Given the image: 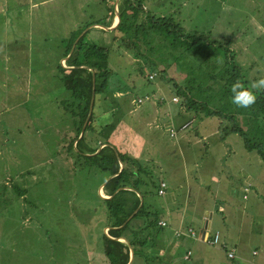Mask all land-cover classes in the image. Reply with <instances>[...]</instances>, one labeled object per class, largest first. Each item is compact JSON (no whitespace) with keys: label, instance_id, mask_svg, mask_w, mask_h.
Segmentation results:
<instances>
[{"label":"rangeland","instance_id":"374dc122","mask_svg":"<svg viewBox=\"0 0 264 264\" xmlns=\"http://www.w3.org/2000/svg\"><path fill=\"white\" fill-rule=\"evenodd\" d=\"M222 1L175 0L165 7L166 11L161 10L156 15L175 17L187 32L210 35L226 43L229 41V48L250 82L264 75V32L255 26L257 19L264 17V0ZM60 6L57 11L47 9L46 25L31 28L34 32L32 43L26 42L29 25L20 28L11 17L12 12H0V264L107 263L98 244L101 234L108 233L105 207L99 197H108L103 186L109 176L83 161L85 157L78 155L74 146L69 148L77 132L71 127V115L63 110V106L71 101L57 67L61 64L66 74L73 72L74 68L68 67L66 62L68 56H63L66 39L79 27H83L81 33H85L83 37L89 42L94 40V33L104 34L102 27L93 28V22L103 25V16L108 13L110 5L103 0H65ZM235 6L240 10L233 8ZM18 30L22 33L20 37L16 34ZM41 32L46 33L47 39L37 42ZM224 35L225 38H220ZM98 40L104 46L112 44L109 37L102 36ZM118 52L112 51L108 57L107 66L112 75L106 91L108 100H103L104 111L95 124L96 135L92 128H82L78 139L82 137L81 141L89 145L99 137L103 143L100 148L106 142L121 154L132 157L134 150H139L138 157L134 158L140 161L143 169H148L150 177L147 178L152 179L154 186L161 180L163 171H167L177 193L175 200H170L172 207L180 206V213L185 209L193 211L186 227L180 229L185 234L187 227L197 231L201 226L198 205L207 209V205L214 202L212 196L202 198L200 192L207 193L205 187L210 185L208 194L213 195L217 183L222 182L218 179H221L227 184L229 193L234 191L238 195L241 189L235 185V178L240 170L235 172L237 161L233 159L255 155L250 160L252 166H248L249 169L256 168V191L249 197V208L244 213L241 211L242 215L235 213L237 222L231 220L233 229L227 233L219 217L217 226L212 221L210 227V233L218 229L228 241L234 237L243 238L251 249L264 237V200L260 199L264 197L263 162L255 153L243 149L241 137L229 135V123L220 119L205 117L197 121L196 125L186 128L188 132L183 139L171 135V128L166 125L163 115L173 113L181 104L171 81L174 79L183 84V69L174 60V56H180V50L169 51L162 45V49L148 53L151 58H156L154 72H150L145 61L133 57L131 52L125 49ZM203 59L185 53L183 63L188 69L201 64L210 74L219 70V59ZM89 74L90 70H87L86 75ZM146 76H152V79L148 81ZM96 111L97 106L93 112ZM105 123L109 125L106 127ZM222 135H229L226 146L237 149L231 161L226 156L222 158L224 146L219 143ZM205 147L212 149L213 155L209 156L205 151L201 155ZM200 157L204 160L201 161ZM229 162L231 166H228ZM159 169H162L161 173ZM27 171L29 173L25 174ZM22 174L24 182L20 180ZM162 180L165 179L162 177ZM203 182L207 186H203ZM249 184L247 181L244 191H249ZM13 185L25 188V195L16 197ZM151 198L160 205V197ZM188 198L191 199L189 203ZM218 215L216 211L215 216ZM143 221L132 222L138 232L145 225ZM161 224L162 221H158V225ZM161 233L157 236L159 239H162ZM141 234L138 233L139 238ZM262 241L264 243V239ZM196 243L190 241L189 244L190 260L197 261L196 264H209L210 261L227 264L233 260L227 256L231 250L222 248L221 241L214 246L200 243L199 249ZM148 248H152L150 244ZM178 248L175 243L171 250L159 248L157 243L155 248L144 252L145 256H136L134 264L177 262V257L172 258V252ZM185 251L186 248L180 247L178 252L183 264H187L182 259ZM132 258L131 253L129 261Z\"/></svg>","mask_w":264,"mask_h":264},{"label":"trees","instance_id":"16d2710c","mask_svg":"<svg viewBox=\"0 0 264 264\" xmlns=\"http://www.w3.org/2000/svg\"><path fill=\"white\" fill-rule=\"evenodd\" d=\"M103 2L110 5V19L114 14L118 16L112 44L104 46L99 41L89 42L83 37L85 33H81L83 27H79L66 39V49L63 54L64 57L68 56L66 62L68 67L74 68L73 72L66 74L61 64H58L57 68L60 70L61 80L71 101L63 106V110L71 115V127L75 133L77 132L69 148L74 146L78 155L85 157L83 161L85 160L95 169L106 172L109 176L103 186L108 197H99L105 207V225L108 228V233H102L99 237V247L107 261L106 264H134L136 256H145L146 250L155 248L157 236L162 231L158 225L160 210L150 209L148 203H145V196L152 194L153 191L150 186H154L152 179L146 178L148 169H143L140 161L131 155L121 154L113 145L105 142L100 148L103 143L99 137H96V142L92 141L95 146L82 142V137L78 139L82 128L84 130L92 128V133L96 135L95 124L104 111L103 100H108L106 91L112 75L111 69L107 66L110 51L119 50L120 53L121 49H125L131 52L133 57L143 59L150 72H154L156 58L154 57V60L148 53L162 49V45L169 51L180 50V56H174V60L177 66L183 69V84H179L174 79L171 81L180 99V107L187 113L188 120H191L190 125H196L197 121L205 117L228 122L229 133L238 134L244 149L255 153L263 164L264 91L257 93L256 102L250 107L246 109L237 107L230 99V85L237 80L245 84L249 81L229 48V41L226 43L222 39L211 38L210 35L187 32L175 17L155 15L147 11L144 0L117 2L103 0ZM93 24L99 23L93 22ZM102 24L106 27L110 25L109 21H104ZM157 40V44L153 46ZM185 53L200 60L210 57L219 59L221 66L214 74L204 71L201 64L195 69H188L183 63ZM160 62L164 61L160 59ZM87 70H90L89 76L86 75ZM146 79L150 81L149 76H146ZM69 106L71 107L68 108ZM95 106H97L96 113L93 112ZM105 125L107 127L109 124L105 123ZM28 173L29 171L25 174ZM23 176L24 174L21 175L20 180L24 182ZM12 189L15 190L13 191L18 198L26 193V189L22 186L13 185ZM260 198L264 200V197ZM137 219L144 220L145 224L139 231L142 233L141 238L138 237L139 232L132 224ZM128 232L130 235L127 234ZM121 238L124 241H120ZM149 244L152 248H148ZM253 251H257V254H252L255 257L261 254L262 249ZM131 253L133 258L129 261ZM230 259L238 258L236 259L234 255ZM253 264L257 263L253 262Z\"/></svg>","mask_w":264,"mask_h":264},{"label":"crops","instance_id":"0c3cea01","mask_svg":"<svg viewBox=\"0 0 264 264\" xmlns=\"http://www.w3.org/2000/svg\"><path fill=\"white\" fill-rule=\"evenodd\" d=\"M65 0H0V12L3 11H10L12 12L11 17L13 18V20H15V22H17V25L21 27H23V25H29V30H28V37L26 38V42L32 43L33 39H34V32L32 31L31 28H33L34 26L37 27H42L43 25H46V21H47V9L50 10H58L61 6V3H63ZM117 1V0H116ZM144 7L147 11L150 12H154L153 14L156 15V13H161L160 11L162 10L163 12L166 11V6L171 2L175 1V0H160V1H155V0H144ZM215 2H217V0H214ZM225 1V0H223ZM222 1V2H223ZM87 2V1H86ZM95 2H97V0H95ZM51 3V4H50ZM171 6V5H170ZM224 5L221 7L223 8ZM45 8V9H44ZM236 10H240L239 7H233ZM39 12H43V13H39ZM110 12L108 11V13H106L103 17L105 21H109L110 25L108 27L103 26V25H99V24H93V28H100L102 27L103 29V33H94V40L95 41H99L98 38H102V36L104 37H109L110 40H112L113 36L115 35V31L114 28L118 23V16L117 14H114V17H112V19H110L109 16ZM109 16V17H108ZM7 19V18H5ZM258 24H255V26L257 27L258 30H260L261 32H264V17H259L256 21ZM81 26V24L79 25ZM21 30V29H20ZM16 31V34L18 37L21 36L22 33H20L19 31ZM91 30H89L90 32ZM73 32V31H72ZM92 32V31H91ZM90 32V33H91ZM89 33V35H90ZM232 34V33H231ZM230 34V35H231ZM101 37H98L100 36ZM46 33H40V35H38V40L37 42L46 40ZM226 35L222 36V38H225ZM93 37V36H92ZM230 42L232 43V40L229 39ZM33 50V49H32ZM112 52V51H110ZM114 52V51H113ZM110 54V53H109ZM119 54V53H118ZM65 59V58H63ZM61 74V73H60ZM63 83V82H62ZM64 85V83H63ZM146 95V94H144ZM165 115H163V119L166 122V125L169 128H174L176 131V137L175 138H179L183 139V136L188 132L187 129H181L180 127L184 124H187L188 122H190L191 120H188V115L187 113L180 107L178 106L175 111L173 113L167 112L164 113ZM162 116V115H161ZM163 121V120H162ZM192 126V124L190 125V127ZM166 127V126H165ZM167 133V132H166ZM231 135V134H229ZM229 135H222L219 139V143L220 145H223L224 148H222V153H223V157L225 156L227 158H229L231 161V158L233 159L234 154L237 152L236 147L231 146L228 147L227 145V140H228V136ZM243 146V144H242ZM227 148V151L225 153V149ZM209 147H205L201 150V155L202 152L205 151V153L209 156L213 155L210 151L212 149H210ZM244 149V147H243ZM138 151L139 150H134L135 153H132L134 157H138ZM248 152V151H247ZM221 153V152H220ZM248 155V154H246ZM251 154V156H248L247 159L246 158H240L241 155H238V157L240 158L239 160L234 158L235 162V172L240 170L239 174H236V184L237 188H240L241 191H238L237 193H239L238 195L236 194V192L232 191V192H228V188H227V184L223 183L224 181L221 179H218L219 181H222L221 183H217V188H214L213 190V195L212 193L208 194L210 191V185L206 188L207 193L204 192H200V196L202 198L206 197L210 198L212 196L214 202H211V204L207 205V209H205V207L203 209L200 208V206L198 205V211L197 213H201V226L200 228L196 231L198 236L200 238H195L192 236H189L187 234H185L182 230L185 228V223L186 221H190V216L193 215V211H191L190 209H185V211L183 213L180 208V206L177 207H172V201H170L171 199L175 200V195H177V193L175 192L176 189L174 190L173 185L171 184V179H170V175L167 171H163V175L161 174V176L165 179L159 180V182L152 187H155L154 189H152V194H147V196L145 197V203H148V205L150 206V209H155L157 208L158 210L161 211L160 215H159V219L158 221H162L165 223V225H159L162 228V239H159L157 237L156 239V244L158 243L159 248L165 247V248H170L171 250V245L175 243V246H178L179 248L175 251V253L172 252V258H176L177 257V262H172V261H167L168 264H183L184 262H182L179 257H178V252L180 247L186 248V251L183 253L182 255V259L187 262V264H196L198 263L195 260H190V241L191 244L192 242H197L196 243V247H198V249L200 248L199 246L201 245L200 243H206L208 244V242L203 239L202 233L203 230L206 229L207 235L210 234V227L212 225V221L215 222V225L217 226V221L220 220L221 223L225 224V230L226 233L227 231L229 232V229L231 228V230L233 229L232 227V223L231 220H233L234 222H237V220L235 219L237 217V215H242L241 211L244 213V210L246 212V210L249 208L250 205H248L247 203H249L250 199V195H255L253 194L256 191V168H248V166H252L250 165V160L251 157H254L255 155ZM257 156V155H256ZM201 161L204 160V157H200ZM220 158V159H222ZM217 160V159H216ZM218 161V160H217ZM224 162H226L225 160H223ZM241 161L240 165L239 162ZM232 163L229 162L228 166H231ZM240 167V168H239ZM159 172H162V169H159ZM152 173H155L154 171H152ZM160 173H158V175H160ZM148 174V173H147ZM249 176V178H248ZM150 177V173L148 175H146V178ZM167 180V181H166ZM160 181H164L166 183V189L165 192L163 194H158V188H159V184ZM249 181V191H244L243 188L246 185V182ZM203 186L204 182L202 183ZM207 186V185H206ZM167 193H169V195H167ZM247 193V195H246ZM188 195V194H187ZM185 195V196H187ZM152 196H157L160 197V205H156V202L153 201V199L151 198ZM188 197H190V195H188ZM255 199L256 196H254ZM150 198V199H148ZM187 198V197H186ZM201 198V199H202ZM261 199V198H260ZM169 200V201H168ZM262 200V199H261ZM191 201V199L189 200L188 198V203ZM202 202V201H199ZM206 202V201H204ZM264 203V202H263ZM263 209H264V205H263ZM219 212L218 216H215V212ZM235 213H237V215H235ZM220 219H219V218ZM209 224V228H206V223ZM203 224V226H202ZM179 230V231H178ZM176 231H178L179 233H176ZM219 232L218 229H215L214 232ZM220 234V232H219ZM227 238H229V235H226ZM264 237L261 238V240L258 241V244H255L251 247V249L247 246V243L245 240H243V238H238V237H234L232 238L230 241H228L227 239H224V237L220 234V241H221V245L223 246L222 248H224L226 251L228 250H232L235 252L236 255V259L237 260H232L230 262L227 261V264H253V262L255 263H259V264H264V254L261 253L260 256H252V250L254 249H262L264 247V243L263 240ZM209 245V244H208ZM221 248V249H222ZM222 249V250H224ZM199 253H201V250L199 251ZM155 254V253H154ZM158 254V252H156V255ZM200 255V254H198ZM227 257V256H226ZM200 258V257H199ZM131 259V258H130ZM206 257H205V262H206ZM228 259V258H227ZM171 260V259H170ZM223 261V260H222ZM215 263V262H214ZM225 263V261H224ZM209 264H213V261H210ZM217 264H222V262H218Z\"/></svg>","mask_w":264,"mask_h":264},{"label":"clouds","instance_id":"9594fccd","mask_svg":"<svg viewBox=\"0 0 264 264\" xmlns=\"http://www.w3.org/2000/svg\"><path fill=\"white\" fill-rule=\"evenodd\" d=\"M264 91V75L245 84L237 80L230 85L231 102L239 108H248L256 102L257 93Z\"/></svg>","mask_w":264,"mask_h":264},{"label":"built area","instance_id":"2783aa9c","mask_svg":"<svg viewBox=\"0 0 264 264\" xmlns=\"http://www.w3.org/2000/svg\"><path fill=\"white\" fill-rule=\"evenodd\" d=\"M154 76H153V78H154ZM149 78L152 79V76H149ZM140 101H141V99H139V102ZM188 126H190V122H188L187 124L182 125L180 128L184 130ZM170 132H171V135L176 134V131H175L174 128H171ZM165 189H166V183L161 181L160 184H159L158 191H157L158 194H160V195L163 194L165 192ZM161 225H165V223L162 222ZM185 231H186L187 235L195 237V238H198L197 232L192 230L191 228L187 227ZM206 241L208 242L209 245H212V246L219 244L220 243V234H219V232L216 231V232H212V233L208 234L207 237H206ZM252 254H254V255L257 254V251H253ZM234 255H235V252H233L232 250L228 251V253H227V256L229 258L234 257Z\"/></svg>","mask_w":264,"mask_h":264},{"label":"water","instance_id":"95a60500","mask_svg":"<svg viewBox=\"0 0 264 264\" xmlns=\"http://www.w3.org/2000/svg\"><path fill=\"white\" fill-rule=\"evenodd\" d=\"M205 223H206V228L208 229L209 228V226H208L209 224H207L208 223L207 221ZM202 226H203V224H202ZM202 236H203V239L206 240V237H207L206 229L203 230Z\"/></svg>","mask_w":264,"mask_h":264}]
</instances>
